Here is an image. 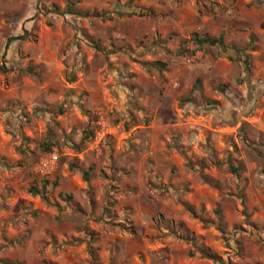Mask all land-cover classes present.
<instances>
[{"label": "rangeland", "instance_id": "1", "mask_svg": "<svg viewBox=\"0 0 264 264\" xmlns=\"http://www.w3.org/2000/svg\"><path fill=\"white\" fill-rule=\"evenodd\" d=\"M0 264H264V0H0Z\"/></svg>", "mask_w": 264, "mask_h": 264}, {"label": "trees", "instance_id": "2", "mask_svg": "<svg viewBox=\"0 0 264 264\" xmlns=\"http://www.w3.org/2000/svg\"><path fill=\"white\" fill-rule=\"evenodd\" d=\"M74 4H67L64 10H61L58 5H55L54 10L57 13L60 14H73L74 13ZM27 34V32H26ZM26 34H22V35H17V36H10L7 39L6 42V48H8L10 46V44L12 43V41L16 40V39H25L26 38ZM191 42L194 45H198V46H203V45H209V46H216V45H223L225 44V35L223 33L219 34L218 36L216 35H209V34H201L198 31H194L192 32L191 35ZM200 84V79H197V85ZM46 185L43 186V188H45Z\"/></svg>", "mask_w": 264, "mask_h": 264}, {"label": "built area", "instance_id": "3", "mask_svg": "<svg viewBox=\"0 0 264 264\" xmlns=\"http://www.w3.org/2000/svg\"><path fill=\"white\" fill-rule=\"evenodd\" d=\"M58 160V153L55 151L53 153L50 154V156L48 158H46L44 161H43V165L45 167H48V166H51L53 165L56 161Z\"/></svg>", "mask_w": 264, "mask_h": 264}, {"label": "crops", "instance_id": "4", "mask_svg": "<svg viewBox=\"0 0 264 264\" xmlns=\"http://www.w3.org/2000/svg\"><path fill=\"white\" fill-rule=\"evenodd\" d=\"M242 4H241V7L243 6V5H245V3L244 2H241Z\"/></svg>", "mask_w": 264, "mask_h": 264}]
</instances>
